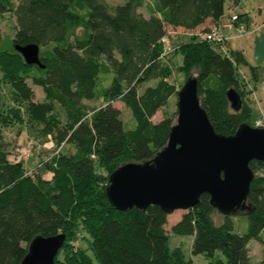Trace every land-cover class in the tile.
<instances>
[{
  "label": "trees",
  "instance_id": "1",
  "mask_svg": "<svg viewBox=\"0 0 264 264\" xmlns=\"http://www.w3.org/2000/svg\"><path fill=\"white\" fill-rule=\"evenodd\" d=\"M225 2L126 0L109 6L104 0H0V15L11 12L15 21L7 41L0 32V126L19 123L52 149L28 170L8 158L0 133V264H18L33 237L55 234L64 240L53 264H92V258L99 264H192L180 246H169L170 233L192 236L193 256L214 258L219 252L227 264H252L248 242H262L264 230L262 161L249 163L255 174L247 195L252 211L236 213L247 217L244 233L234 230L233 214L215 222L218 211L207 193L170 229L160 206L117 210L105 194L108 175L118 165L150 160L167 143L172 119L151 118L179 90L169 81L171 65L164 63L170 53H181L177 68L185 80L197 78L201 106L217 133L232 135L248 122L246 90L237 76L236 62L247 63L242 52L231 50V56L225 41L203 39L211 27L195 30L208 18L222 17ZM142 5L147 15L137 10ZM168 28L189 35L169 52L162 41L172 39ZM30 43L38 46L42 67L26 64L14 49ZM27 79L42 89V101L32 100ZM229 89L242 98L238 111L230 107ZM3 94L10 104H3ZM98 99L103 102L97 107L83 102ZM115 100L130 109L133 127L124 125L111 104ZM65 144L73 151L62 150ZM78 233L85 246L74 244Z\"/></svg>",
  "mask_w": 264,
  "mask_h": 264
},
{
  "label": "water",
  "instance_id": "2",
  "mask_svg": "<svg viewBox=\"0 0 264 264\" xmlns=\"http://www.w3.org/2000/svg\"><path fill=\"white\" fill-rule=\"evenodd\" d=\"M14 49L26 64L42 67L36 44ZM227 98L232 110H240L242 98L234 89ZM176 106L166 145L150 160L125 162L109 173V203L117 210L141 211L158 205L169 214L196 206L207 193L209 205L222 215L252 211L247 195L255 174L249 163L264 162V127L243 122L232 135L217 133L201 106L194 76L177 91ZM63 240V234L33 237L18 264H53Z\"/></svg>",
  "mask_w": 264,
  "mask_h": 264
},
{
  "label": "rangeland",
  "instance_id": "3",
  "mask_svg": "<svg viewBox=\"0 0 264 264\" xmlns=\"http://www.w3.org/2000/svg\"><path fill=\"white\" fill-rule=\"evenodd\" d=\"M13 3L16 2V0H11ZM107 5L113 6L118 4L125 3L126 0H104ZM226 0L225 2V8L226 13L229 10V4ZM241 5L238 8L237 12L248 13L249 17V26L246 27V25L243 24V27L245 29H248L250 27L254 28L259 23L261 24L264 21V0H240ZM246 6V7H245ZM144 5L138 7V11L143 12L145 15H147L146 10L144 9ZM245 7V8H244ZM245 9V10H244ZM245 15V14H243ZM239 16V15H238ZM232 17V16H231ZM247 17V16H246ZM247 17V19H248ZM227 20L232 22V25L235 24L237 26V29L239 31L241 30L240 24L238 23L241 19V17H238L237 20H231L230 17H225ZM15 24L14 16L11 12L4 13L0 15V32L2 36V41H7V39L11 38L13 36V26ZM237 24V25H236ZM168 31L170 33V37L172 39H169L170 44L169 46H175L179 42L185 41L189 35L184 34L183 29H175L172 30L171 28H168ZM197 31V30H196ZM198 32V31H197ZM176 34L177 36L173 38V35ZM252 36H234L233 38L227 39V41L224 42L225 50L231 55V52L233 50H237L242 52L245 60L247 63L244 62H236L239 67L237 69V76L240 78V80L244 83L246 94L244 101L247 103L250 109V115L248 118V122L255 126L256 120L262 119L264 122V66L261 67V76L260 79H253L252 73L250 70V67L248 65V61L246 58L253 57L254 54L251 52V46H252ZM174 42H172V41ZM167 46V45H166ZM166 49H168V47ZM232 50V51H231ZM232 56V55H231ZM264 61V59H262ZM165 64H170L172 68V75L169 77V81L174 83L176 87H181L185 80V74L181 70L177 68L178 65L182 63V55L181 53H170L165 58ZM193 75L195 74V70H193ZM108 77L100 76V82L102 85L107 84ZM27 84L30 86L32 92H33V101H42L44 99V94L42 92V89L39 86H35L31 83L29 79L26 80ZM246 82V83H245ZM154 82H150V84H153ZM182 83V84H181ZM181 84V86H180ZM250 88L252 89L251 92H249ZM2 93L5 94V91L3 90ZM3 94V104H10V101L8 100L7 96ZM8 100V101H6ZM177 96L173 95L168 99V102L161 107L151 118L153 122H158L159 120H162L165 117H169L172 119L173 123L176 121L177 117V106H176ZM84 103H86L88 106L91 107H97L102 104V100H84ZM111 104L114 107H117L120 109L121 112V118L124 122V125L127 127H133L132 123V114L128 107H126L122 102L120 101H112ZM18 132V133H17ZM0 133L3 137V141L7 142L6 150L8 152V158L11 161H22L25 168L28 170L31 169L33 166L39 163V160L46 159L51 155L52 149L46 147L48 146L49 142L42 141L39 143L36 139H33L29 137L23 127V125L19 123H13L11 126L7 127H1L0 126ZM32 135V134H31ZM32 137H35L32 135ZM62 150H67V152H72L73 148L70 145H63ZM259 174H264V170H261ZM44 178H48V175H44ZM186 210L177 209L173 212L169 213V217H167V223L165 228L170 229V226L173 224L172 220L176 217L181 218V216L185 213ZM222 215L215 211L214 218L215 222L219 223L220 218ZM233 221H234V230L238 231L240 233L246 232L247 229V217L242 214H233L231 215ZM263 242L250 240L248 242L249 248H250V254L251 259L253 263L259 262L260 255H262V252L264 250V230L261 233ZM77 240L74 244H80L82 246H85L84 243L85 240L81 239V234H77ZM192 236H182V235H173L170 233L169 238V246L175 247L180 246L182 250L185 253L186 258L190 257L192 259V264H215V259L219 258L221 262L219 264H227L225 261V258L223 255H221L219 252H217V256L214 258H207L202 255L199 256H193L191 255V242H192ZM261 240V241H262ZM88 253V252H87ZM91 256V255H90ZM92 258V256H91ZM92 264H99L96 259L92 258Z\"/></svg>",
  "mask_w": 264,
  "mask_h": 264
},
{
  "label": "crops",
  "instance_id": "4",
  "mask_svg": "<svg viewBox=\"0 0 264 264\" xmlns=\"http://www.w3.org/2000/svg\"><path fill=\"white\" fill-rule=\"evenodd\" d=\"M227 2L229 4V6H230L229 7L230 11H228L226 13V8L224 6V14L222 15V17H220L217 21H213L210 18H208L205 21L204 24L198 26L195 30L199 31V30H202V29H205V28L212 27L214 25H219L222 34L227 36L228 39L233 38L234 36H238L239 37V36L245 35V37H246V36H252L253 35V37L251 38L252 39L251 52H253L254 56L246 58V59L248 61V65L249 66L256 67V71H255L256 74H252L253 79L254 80L257 79V78L260 79V78H262V76H261V67L264 66V61L262 60V59H264V21L261 24L259 23L254 28L250 27L248 29H245L243 27V24L246 25V27L249 26V24H250V23H248L249 22L248 21L249 17L247 15L248 13H243V14H245V15H243L240 12H237L238 8L241 5L240 0H239V2L236 5L231 4L230 0H228ZM238 15H242L241 19H240V21L238 23L240 24L241 30H244V31H239L237 29V26H235V24L232 25V22H230L229 20H227L225 18L226 16H228L230 18H231V16L238 17ZM246 16L248 17V19H247ZM225 24L226 25H230V27H225L224 26ZM177 29H181V28H177ZM256 122H257V120H256ZM168 217H169V214H168ZM179 219H180V216L174 218L172 220L173 221L172 223H175ZM262 242H263V240H262ZM249 252H250V248H249ZM251 263L252 264H261V263L264 264V250L262 252V255H260L259 262L257 261V263H253L251 261Z\"/></svg>",
  "mask_w": 264,
  "mask_h": 264
},
{
  "label": "built area",
  "instance_id": "5",
  "mask_svg": "<svg viewBox=\"0 0 264 264\" xmlns=\"http://www.w3.org/2000/svg\"><path fill=\"white\" fill-rule=\"evenodd\" d=\"M231 19L232 20H236L237 17L236 16H232ZM224 26L225 27H230V25H226V24ZM201 37L203 39H207V40L212 41V42H223V41H226L228 39L227 36L222 34L219 25L211 27V29H209L207 32L202 33ZM162 41L166 42L168 44V46L170 45L168 38H163ZM171 50H172V46H169L167 51L169 52ZM255 126L256 127H264V122L262 121V119H259L255 123Z\"/></svg>",
  "mask_w": 264,
  "mask_h": 264
}]
</instances>
